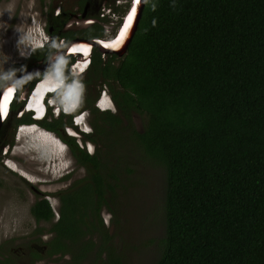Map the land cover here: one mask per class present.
<instances>
[{"label": "trees", "instance_id": "obj_1", "mask_svg": "<svg viewBox=\"0 0 264 264\" xmlns=\"http://www.w3.org/2000/svg\"><path fill=\"white\" fill-rule=\"evenodd\" d=\"M109 76L123 116L144 114L138 140L166 171L164 236L152 264H264V0H144ZM64 140L87 176L62 193L49 250L79 241L73 255L82 257L95 221L109 237L96 213L83 216L101 201L111 208L118 172L107 166L113 153L96 157ZM30 211L37 222L53 217L45 199ZM107 258L123 264L113 248Z\"/></svg>", "mask_w": 264, "mask_h": 264}, {"label": "flooded vegetation", "instance_id": "obj_2", "mask_svg": "<svg viewBox=\"0 0 264 264\" xmlns=\"http://www.w3.org/2000/svg\"><path fill=\"white\" fill-rule=\"evenodd\" d=\"M135 2L136 0H33L32 12L27 13L25 20L36 30L39 42L31 46L20 60L11 63L0 80L1 86L9 77L16 78L8 110L0 123V162H4L8 167V154L14 147L13 138L16 141L19 138L17 132L21 130H27L29 133L36 130L46 132L48 138H51V135L58 141V150L61 153L68 151L73 163L81 167L86 175V169L76 162L71 155L69 143L64 139L74 141L82 152L100 157V153H113L111 148L119 138L123 142L121 134L124 130L131 138L133 149L136 144L142 147L137 134L142 135L145 131V116L134 110L128 112V117L123 116L112 96L120 87L112 76H109L111 68L119 64L127 51L128 45L121 55L117 53L120 49L118 40L126 32L125 22ZM91 40L94 44L89 45L88 41ZM50 58L52 63L44 67L43 64ZM23 73L25 76H21ZM48 75H54L57 84L38 93L31 104L35 86ZM36 103L40 104L41 110L33 113V110L39 107ZM106 113L121 117L122 123H110ZM136 117L140 120V128ZM108 142L110 144L107 146ZM43 161L45 164L48 161L46 167L50 163V172L53 173L62 170L63 166L67 168L66 164H57V157L44 158ZM64 177L70 178L71 171L66 170L65 174H60L57 178ZM84 179L85 177L68 182L62 186L64 190L60 188L51 194L57 202L54 211L57 220L62 213V193L71 194L79 189L85 184ZM37 191L39 194H49L38 189ZM102 205L105 204L99 202L96 211L92 212L89 207L87 210L85 208L86 215L83 217L91 219L95 213L98 214ZM98 217L100 216L97 215ZM26 247L27 249L14 254L12 249L0 246V264H35L37 259L46 254V248L49 253H54L49 250V243H37L34 239ZM77 261L75 259L72 262L77 264Z\"/></svg>", "mask_w": 264, "mask_h": 264}, {"label": "rangeland", "instance_id": "obj_3", "mask_svg": "<svg viewBox=\"0 0 264 264\" xmlns=\"http://www.w3.org/2000/svg\"><path fill=\"white\" fill-rule=\"evenodd\" d=\"M32 3L33 0H0V80L11 63L20 60L31 46L39 42L36 30L25 20L27 13L32 12ZM35 10L36 4L34 13ZM34 112L37 110L34 109ZM135 120L140 128L139 118ZM36 131L29 133L26 130L28 136L24 134L23 137L22 132L18 131L19 138L16 141L13 138L14 147L8 154V167L0 162V246L12 249L14 254L27 249V244L33 239L46 244L52 241L55 232L51 227L57 221L54 212L57 202L51 194L68 182L87 176L81 167L73 163L68 151H65L64 156L60 153L65 158L67 168L63 166L59 172H50V163L46 167L48 161L45 164L43 160L56 157L50 151L55 150L49 142L57 148L58 141L49 138L47 142L42 132ZM121 136L123 142L119 138L112 146L114 157L106 163L109 169L115 168L118 172V186L114 188L116 196L112 199L111 208L107 207L110 203L102 205L97 214L109 237L103 236L101 225L96 221L95 228L85 235V239H90L92 244L84 256L73 255H77L75 249L81 245L77 241L71 250L62 253H49L46 248V254L37 259L35 264H74L72 261L75 259L78 260L77 264H107L108 250L111 248L123 264H152L157 258L165 226V167L148 157L140 145L136 144L133 149L131 138L124 130ZM66 170L71 171V177L58 179ZM21 172L25 177L21 176ZM37 189L49 194H39ZM41 197L48 200L54 212L51 221L36 222L31 214L33 202ZM78 201L82 204L80 197ZM72 216L77 217L76 211Z\"/></svg>", "mask_w": 264, "mask_h": 264}, {"label": "water", "instance_id": "obj_4", "mask_svg": "<svg viewBox=\"0 0 264 264\" xmlns=\"http://www.w3.org/2000/svg\"><path fill=\"white\" fill-rule=\"evenodd\" d=\"M144 5V0H136L134 3V6L132 7L130 14L128 15L126 19V32L124 33L123 36L120 37L118 40L120 43V49L118 50V54L121 55L125 49L127 48L128 43L130 42L136 28H137V23L138 20L141 16V11ZM135 8V11L133 12V9ZM130 15L132 16V19L130 20L129 17ZM89 45L92 43L94 44V41H88ZM88 45V44H87ZM52 63V59L50 58L47 60L43 66L48 67ZM26 74V72H25ZM23 73L21 76H25ZM16 78L14 76L9 77L6 79L0 86V123L2 121L3 115L6 114L8 110V103L10 100V97L12 96V89L14 87ZM8 100V102H7ZM7 102V103H6ZM3 104H5V109L3 111Z\"/></svg>", "mask_w": 264, "mask_h": 264}, {"label": "bare ground", "instance_id": "obj_5", "mask_svg": "<svg viewBox=\"0 0 264 264\" xmlns=\"http://www.w3.org/2000/svg\"><path fill=\"white\" fill-rule=\"evenodd\" d=\"M122 30V29H121ZM116 40V39H115ZM57 83H55V78H54V75H53V77H51V75H48V76H46L45 77V79L43 80V81H41V82H38L37 83V85L35 86V88H34V90H33V93H32V98H31V104H33V100H35V99H33L34 97H36L37 96V94L38 93H41L42 92V90H44V89H47V88H49V89H51L52 87H55V85H56ZM72 90V89H71ZM67 92V91H66ZM67 95V94H66ZM7 102H8V100H7ZM6 102V103H7ZM36 105H38L39 107L37 108V111H40L41 110V106H40V104H38V103H36ZM71 105V104H70ZM109 105V104H108ZM4 109H5V104H3V111H4ZM21 132H22V135H24V134H27L28 132H26V131H24V130H21ZM45 133V135L43 134V132H42V135L44 136V137H46V140H47V142L48 141H50V139H54L51 135H50V139L48 138L49 136H47L46 134V132H44ZM54 141H56V139H54ZM49 144H50V146H52V148H54V152L52 151V149H50V151L52 152V153H54V155H56V157L58 158L59 156H61V151H59L58 150V148H56L55 146H53V143L52 142H49ZM21 174L22 175H24V173L23 172H21Z\"/></svg>", "mask_w": 264, "mask_h": 264}, {"label": "clouds", "instance_id": "obj_6", "mask_svg": "<svg viewBox=\"0 0 264 264\" xmlns=\"http://www.w3.org/2000/svg\"><path fill=\"white\" fill-rule=\"evenodd\" d=\"M21 135H22V133H21ZM34 148H35V147H34ZM35 149H37V148H35ZM63 149H64V147H63ZM63 154H64V153H62V156H64ZM58 160H59V161L57 162V164H64V162H65V158H63V157H62V159L58 158Z\"/></svg>", "mask_w": 264, "mask_h": 264}, {"label": "snow or ice", "instance_id": "obj_7", "mask_svg": "<svg viewBox=\"0 0 264 264\" xmlns=\"http://www.w3.org/2000/svg\"><path fill=\"white\" fill-rule=\"evenodd\" d=\"M135 11V8L133 9V12ZM129 19L131 20L132 19V16L130 15ZM91 151V149H89Z\"/></svg>", "mask_w": 264, "mask_h": 264}]
</instances>
